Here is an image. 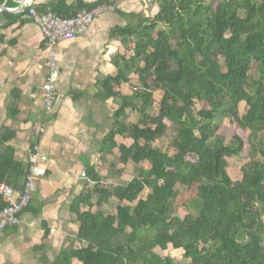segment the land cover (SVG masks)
<instances>
[{"label": "trees", "instance_id": "1", "mask_svg": "<svg viewBox=\"0 0 264 264\" xmlns=\"http://www.w3.org/2000/svg\"><path fill=\"white\" fill-rule=\"evenodd\" d=\"M105 3L35 7L72 17ZM160 3L157 15L114 30L123 51L102 96L118 104L115 125L70 204L78 245L47 263L177 264L156 251L171 246L186 264H264V0ZM0 14L8 18L1 27L17 20L4 8ZM13 134L0 131V182L21 191L29 165L7 144ZM234 156L250 159L240 180L228 172ZM129 164L136 171L126 182L104 180L120 178L119 165ZM31 199L20 214L40 211ZM41 226L47 240L50 228Z\"/></svg>", "mask_w": 264, "mask_h": 264}, {"label": "crops", "instance_id": "2", "mask_svg": "<svg viewBox=\"0 0 264 264\" xmlns=\"http://www.w3.org/2000/svg\"><path fill=\"white\" fill-rule=\"evenodd\" d=\"M15 1L16 5L4 6L17 14V20L0 26V131L14 132L7 144L25 164L29 165L33 146L39 145L31 201L40 211L36 215L23 212L19 223L0 232V264H50L47 259L53 261L61 250L78 245L79 223L70 213V204L84 191V172L95 163L102 140L115 125L113 114L118 104L102 96V84L116 74L114 61L123 51L122 40L114 36V30L136 24L140 17L157 15L161 3L108 0L110 3L105 4L113 5L115 11L99 16L76 39L60 38L59 95L47 110L42 87L48 72L44 34L29 12L11 9L20 5V0ZM5 19L8 22L0 14V24ZM42 222L50 228L47 240ZM42 242L48 247L37 249Z\"/></svg>", "mask_w": 264, "mask_h": 264}, {"label": "built area", "instance_id": "3", "mask_svg": "<svg viewBox=\"0 0 264 264\" xmlns=\"http://www.w3.org/2000/svg\"><path fill=\"white\" fill-rule=\"evenodd\" d=\"M37 0H27L21 7H11V9L26 10L33 20L40 26L44 34L47 53L46 62L48 72L44 78L43 102L47 110H51L58 98L59 92L56 87L58 69V44L62 37H77L86 33L93 25L95 20L108 11H115L111 4H102L89 11H80L72 17H62L52 10L47 12L37 11L35 4ZM40 157V147L38 144L33 146L28 172L25 177L24 187L21 191L6 182H0V196L4 206L0 209V232L6 227L20 222V213L29 203L36 183L37 161Z\"/></svg>", "mask_w": 264, "mask_h": 264}, {"label": "rangeland", "instance_id": "4", "mask_svg": "<svg viewBox=\"0 0 264 264\" xmlns=\"http://www.w3.org/2000/svg\"><path fill=\"white\" fill-rule=\"evenodd\" d=\"M134 80H137L138 77L136 75L133 76ZM137 82V81H136ZM126 92H130V86L127 85L125 87ZM157 99H159L161 97V94H158ZM117 103V102H116ZM118 108V106L116 107V109ZM127 118L129 121L131 122H137L138 121V117L136 116V114L134 113H129V115H127ZM172 139V138H171ZM127 144H131V141H127ZM162 145L166 148L169 147V140L165 139L162 143ZM250 159H246L243 157H238V156H234V157H230L229 158V167H228V172L231 175V177L234 180H240L243 178V169L246 167V165L249 163ZM120 168H122V176L119 178H115L112 176H106V174H103L104 180L107 179L110 183H116V182H126L127 180L130 179L131 176H133L134 172L136 171V167L134 164H129L128 166H122L119 165ZM156 251L161 254H170L172 255L177 264H186V260H184L183 256H182V251L181 250H175L173 249L171 246H169L168 250L165 252H162L160 249H156Z\"/></svg>", "mask_w": 264, "mask_h": 264}, {"label": "water", "instance_id": "5", "mask_svg": "<svg viewBox=\"0 0 264 264\" xmlns=\"http://www.w3.org/2000/svg\"><path fill=\"white\" fill-rule=\"evenodd\" d=\"M26 1H27V0H20V5L17 6V7H21V5H23ZM1 8L8 9V7H6V6H4V5H0V9H1ZM19 9H20V8H18V9H12V10H19ZM8 10H10V9H8ZM84 175H86V172H84Z\"/></svg>", "mask_w": 264, "mask_h": 264}]
</instances>
